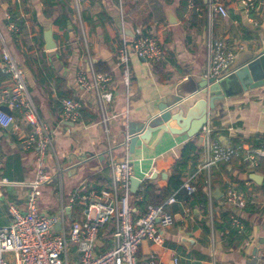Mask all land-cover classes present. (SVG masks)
Wrapping results in <instances>:
<instances>
[{
    "label": "crops",
    "instance_id": "obj_1",
    "mask_svg": "<svg viewBox=\"0 0 264 264\" xmlns=\"http://www.w3.org/2000/svg\"><path fill=\"white\" fill-rule=\"evenodd\" d=\"M45 1L0 0V96L10 82V76L1 69V48L5 42L27 70L31 97L52 129L54 149L50 152L46 169L52 175V180L43 186L41 210L55 214L63 204L67 213L66 226L69 227L75 219L85 220V197L91 187L113 186L109 145L118 157L123 158L126 154L123 146L126 135L133 136L142 131L160 113V103L169 100L178 91L184 100L188 98L189 105L204 97L200 88L197 90L199 93L194 92V96L191 91L205 77L210 43L222 39L235 51L233 69L264 51V0H259L260 10L255 16L257 25L250 21L238 0H220L227 8L226 16L216 10L210 11L206 0H202L195 9L188 8L186 0H123L126 18L122 25L132 30L133 36L130 37L140 33L155 34L164 49V58L157 64L137 55L131 57L133 106L128 119L123 114L127 105L126 88L115 65L120 36L116 40L106 41L98 23V14L107 10L114 16L115 31L121 35L117 25L120 19L119 0H80L79 9L76 2L71 0L69 8L73 12L70 14L68 35L55 24L62 7L55 6L53 16L47 17ZM15 10L22 14L24 20L18 33L9 29ZM47 23L52 24L53 37L57 42V48L51 50L46 49L44 29ZM82 25L94 62L107 63L114 75L112 88L115 98L108 105L110 141L105 137L100 123L96 95L83 91L76 82L77 71L89 66ZM36 60L45 69L39 80L32 70ZM58 78H63L62 87L56 84ZM67 93L80 99L82 107L88 111L87 114L82 113L79 121L65 120L62 115V100ZM217 105L220 109L209 118L214 139L224 145L244 144L246 147L256 146L264 139V91L255 95H239L225 104L218 102ZM14 115L16 119L12 127H0V178L11 182L2 186L0 225L12 221L10 205L25 208L29 187L17 183L36 178V151L26 148L23 143L31 126L25 120L23 111H15ZM93 115L96 120H92ZM84 117L86 121L82 120ZM157 135L158 132L152 134L149 144L139 141L135 152H129L135 176L141 179L137 191L131 195L136 216L147 211L140 203L149 200L150 192L159 195L171 186L172 166L181 159L188 143L195 142L196 146L202 147V159L195 157L196 151L191 150L184 170L185 182L178 189V201L169 207L175 221L162 229L163 243L142 242L138 251L139 264H152V261L154 264H176V258H179V264H261L264 261V244L258 240L264 236V166L262 171H249L240 159L227 164V171L220 164L216 166L214 179L219 180L212 187V198L218 201L215 214L221 212L222 208L229 209V204L223 206L222 202L230 182L247 185L255 212L250 217L251 232L236 247H228L224 243L223 233L215 234L214 246L211 232L202 225L205 207L191 206L188 201L191 192L186 187L202 171L205 159L204 145L199 141L202 132L194 138L165 133L155 144ZM253 173L259 175L257 181L251 178ZM148 184L151 191L149 189L144 195L142 190ZM193 187L196 190V186ZM211 201L208 209L213 211ZM111 226L101 230L102 244L108 241ZM59 228L56 227L54 231ZM77 256L78 251L74 246L70 261L75 262ZM7 258L10 264H15L14 253H8Z\"/></svg>",
    "mask_w": 264,
    "mask_h": 264
},
{
    "label": "built area",
    "instance_id": "obj_2",
    "mask_svg": "<svg viewBox=\"0 0 264 264\" xmlns=\"http://www.w3.org/2000/svg\"><path fill=\"white\" fill-rule=\"evenodd\" d=\"M79 9L80 0H74ZM198 0H186L190 9L198 8ZM250 21L258 24L256 15L260 10L259 0H238ZM119 15L123 22L126 14L123 0H119ZM210 11L216 10L223 16L228 14L226 6L220 0H208ZM9 29L18 33L21 27L10 23ZM82 37L86 45L88 69H79L76 82L85 92H93L98 100V112L101 114L100 123L103 126L105 137L110 141V115L108 105L115 98L112 88L113 72H98L94 67V60L89 51L85 27L82 25ZM1 69L10 76L9 85L3 88L0 96V105H6L10 112L0 108V127L6 128L15 122V111H23L25 120L31 126V131L24 138L26 148L36 151V178L28 182L17 184L29 187L25 208L15 204L9 206L12 221L0 225V264H10L8 253H14L15 264H139L138 251L143 241L150 240L161 244L164 241L162 229L175 221L174 214L169 207L178 201V191H175L161 204L148 205L147 211L136 216L131 204V179L135 176L133 159L130 157L131 135L127 134L123 142L126 154L118 157L112 147H108L109 168L113 180L111 188L98 191L89 189L85 197V220L75 219L69 227L66 226L67 213L61 205L55 214L42 212L40 201L43 195V186L52 180V175L46 170L50 152L54 149L52 129L39 113L29 91L27 70L13 56L8 45L4 42L1 48ZM115 65L120 70L121 79L126 88L127 105L123 112L128 119L132 111V83L133 73L130 64L131 57L137 55L157 64L164 58V49L155 34L140 33L130 37L125 31L121 32L119 45L116 51ZM235 51L225 40H217L209 44L207 51L206 78L221 81L231 75ZM82 101L74 97L62 100V115L65 120L78 121L81 116ZM205 159L202 170H208V195L212 199L210 169L222 162L240 159L245 162L249 171H255L264 159V139L256 146L246 147L244 144L224 145L213 137V128L208 119L202 127ZM2 154L0 152V164ZM11 184L6 178H0V197L3 194L2 186ZM190 192L195 190L191 184H186ZM75 201V197H73ZM229 204L232 224L243 229L241 217L248 204V197L237 184H227L225 200L222 205ZM60 223L57 231L53 230ZM112 225L108 234V241L102 246L101 230ZM211 230L212 243L215 246V231L213 211L207 220ZM76 247L78 256L75 262L70 261L72 247ZM179 264V258L175 259ZM152 264L154 262L152 261Z\"/></svg>",
    "mask_w": 264,
    "mask_h": 264
},
{
    "label": "water",
    "instance_id": "obj_3",
    "mask_svg": "<svg viewBox=\"0 0 264 264\" xmlns=\"http://www.w3.org/2000/svg\"><path fill=\"white\" fill-rule=\"evenodd\" d=\"M208 1V0H206ZM117 25L120 32L125 31L127 35L133 36L129 27L122 25V21L118 19ZM46 49L51 50L57 48V42L53 37L52 24L47 23L44 29ZM29 77V76H28ZM204 94L203 98L198 99L193 105L187 104L179 91L176 95L170 97L159 105L160 113L154 116L146 125V127L138 134L133 135L130 140V152L134 153L139 141L149 144L152 134L158 132L157 141L165 133L173 135H187L188 137H196L200 134L202 127L207 123L208 119L214 115L219 109L218 102L225 104L227 100L244 94H257L264 91V51L254 55L248 62L243 63L235 71L221 81H215L214 78L202 77L198 84L192 89L191 95L195 93ZM195 92V93H194ZM0 108L6 112H10L6 105H0ZM12 122L8 128L14 124ZM73 124V122H71ZM199 141L203 144V136ZM257 173L252 174V179H258ZM141 179L134 176L131 179V190L136 192ZM215 198L219 199L217 196ZM60 227V223L57 228ZM264 244V236L258 240ZM98 245H102V241L98 240Z\"/></svg>",
    "mask_w": 264,
    "mask_h": 264
},
{
    "label": "trees",
    "instance_id": "obj_4",
    "mask_svg": "<svg viewBox=\"0 0 264 264\" xmlns=\"http://www.w3.org/2000/svg\"><path fill=\"white\" fill-rule=\"evenodd\" d=\"M71 0H46V11L45 15L47 17H51L54 14V8L57 5H60L62 7V10L59 14V16L55 19V24L60 27V29L64 30L65 33L68 35L70 32V26H69V20H70V14L73 12L71 8H69ZM202 2V0L197 1V5H199ZM98 23L102 27V30L104 32V36L106 37V41L109 40H116L118 38L119 33L115 31L114 26V16H112L107 10H103V12L98 14ZM11 21L13 23L18 24L20 27L22 26L23 16L22 14L15 10L12 12ZM57 38V37H56ZM63 41L65 39H62ZM94 67L96 71L98 72H105L110 71L111 68L107 63H104L102 61L95 62ZM32 70L34 72V75L36 76V79L39 80L40 75L45 70L43 67H41V63L39 61H34L32 65ZM63 78H58L57 80V86H61V80ZM65 98L72 97L70 94H65ZM81 115L82 113L87 114V109L82 107L80 109ZM99 115V112H98ZM96 120V116H92V120ZM81 120V116L80 119ZM78 120V121H79ZM86 121L85 117L82 119ZM194 149L196 151L195 157H198V159H202L200 156V152L202 151V147L196 146V143H188L182 152V157L180 160H177L173 166V174L171 176V186L164 189L163 192L159 195H157L155 192H150V198L149 200L145 201L144 203H140L144 208H148V205L150 204H161L163 203L168 197H170L175 191H178V189L184 184V170L187 168L186 160L191 157V150ZM53 157V156H52ZM230 162H222L220 163L221 167L223 166L224 170L227 171L226 165ZM264 166V159L261 160L259 167L257 168L258 171H262ZM215 168L216 166L212 167L210 169V176H211V187L214 188L215 183L219 180L214 179L215 175ZM208 170H202L199 174L196 175L194 181L190 183L193 186H196V190L191 192L188 196V201H190L191 206L195 205H203L205 207V212L203 214V227L206 231L211 232L209 226L207 225V220L210 215V210L208 209V205L210 203V197L208 195ZM49 183V182H48ZM47 183V184H48ZM237 187L245 191L247 197H248V204L246 208L243 211L241 220L244 225L243 229L239 227H234L232 224V218H231V210L230 208H222L221 212L215 214V208L218 205V201H216L214 198H212L211 205L213 207V219H214V231L215 234L217 233H223V241L228 247H236L238 243H240L243 239H245L249 233L251 232V223H250V217L252 214H254L255 206L251 203V192L249 191L248 187L244 183H238ZM95 190H102L103 186H93L91 187ZM150 189L151 186L148 184L145 185L144 189L142 190L143 194L147 195V191ZM180 210V208H178ZM248 214V216H246ZM264 264V261L261 263Z\"/></svg>",
    "mask_w": 264,
    "mask_h": 264
},
{
    "label": "rangeland",
    "instance_id": "obj_5",
    "mask_svg": "<svg viewBox=\"0 0 264 264\" xmlns=\"http://www.w3.org/2000/svg\"><path fill=\"white\" fill-rule=\"evenodd\" d=\"M46 169H47V167H46ZM53 232H54V230H53ZM8 255V254H7Z\"/></svg>",
    "mask_w": 264,
    "mask_h": 264
}]
</instances>
